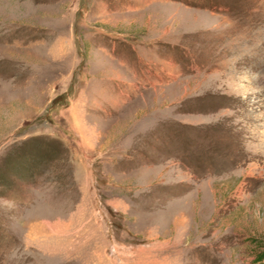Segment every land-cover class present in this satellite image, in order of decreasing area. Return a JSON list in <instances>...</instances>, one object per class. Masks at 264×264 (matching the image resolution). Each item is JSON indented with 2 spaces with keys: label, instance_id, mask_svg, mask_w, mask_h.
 I'll use <instances>...</instances> for the list:
<instances>
[{
  "label": "rangeland",
  "instance_id": "374dc122",
  "mask_svg": "<svg viewBox=\"0 0 264 264\" xmlns=\"http://www.w3.org/2000/svg\"><path fill=\"white\" fill-rule=\"evenodd\" d=\"M264 0H0V264H264Z\"/></svg>",
  "mask_w": 264,
  "mask_h": 264
},
{
  "label": "trees",
  "instance_id": "16d2710c",
  "mask_svg": "<svg viewBox=\"0 0 264 264\" xmlns=\"http://www.w3.org/2000/svg\"><path fill=\"white\" fill-rule=\"evenodd\" d=\"M264 256V255H263Z\"/></svg>",
  "mask_w": 264,
  "mask_h": 264
}]
</instances>
